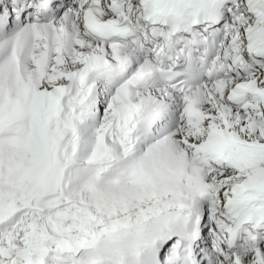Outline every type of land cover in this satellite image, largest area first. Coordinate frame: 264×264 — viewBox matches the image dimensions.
Wrapping results in <instances>:
<instances>
[{
	"label": "snow or ice",
	"instance_id": "6c2138e0",
	"mask_svg": "<svg viewBox=\"0 0 264 264\" xmlns=\"http://www.w3.org/2000/svg\"><path fill=\"white\" fill-rule=\"evenodd\" d=\"M0 264H264V0H0Z\"/></svg>",
	"mask_w": 264,
	"mask_h": 264
}]
</instances>
